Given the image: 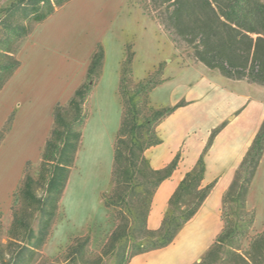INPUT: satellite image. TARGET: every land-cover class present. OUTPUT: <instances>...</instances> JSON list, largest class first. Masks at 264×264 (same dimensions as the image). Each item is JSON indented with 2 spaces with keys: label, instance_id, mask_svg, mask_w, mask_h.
<instances>
[{
  "label": "trees",
  "instance_id": "trees-1",
  "mask_svg": "<svg viewBox=\"0 0 264 264\" xmlns=\"http://www.w3.org/2000/svg\"><path fill=\"white\" fill-rule=\"evenodd\" d=\"M72 0H16L2 11L0 17V92L20 68L15 57L19 43L27 38L35 26L43 23L57 9ZM146 10L167 31L177 48L184 46L192 51L193 59L223 76L247 79L264 85V2L262 0H149ZM155 13V14H154ZM133 54L127 55L121 73L119 95L122 114L113 145L111 190L102 196L105 208L115 211L119 220L109 237L105 249L110 250L128 236L130 215H135V231L143 242L133 246L131 255L121 256L116 264H129L140 254L165 248L173 243L183 226L202 206L215 182L203 186L204 156L213 140L222 130L211 133L196 166L187 172L177 190L169 199L168 211L157 231L147 228V219L153 196L159 186L168 180L178 167L180 154L163 169H154L146 152L161 144L157 127L183 103L152 110L146 96L162 85L161 68L146 82L139 83L133 96H129L127 82L131 76ZM104 51L99 45L91 58L85 83L66 104H57L53 110V127L40 155L38 175L26 173L19 189V202L12 207L13 219L8 231L9 248L5 258L0 243V264H34L41 248L50 235L60 202L69 182L71 170L82 141V128L88 114L83 111L103 65ZM71 116V119H68ZM14 113L6 125H10ZM6 125L0 130V145L11 130ZM264 154V122L252 145L243 158L235 177L225 191L223 208L229 202L243 204L248 189ZM37 219L36 232L32 222ZM222 218V217H221ZM223 219V218H222ZM228 220L201 264H211L220 244L231 236ZM88 238L71 252L80 255ZM262 244L264 231L253 243ZM107 250V251H108ZM105 253H108V252Z\"/></svg>",
  "mask_w": 264,
  "mask_h": 264
},
{
  "label": "rangeland",
  "instance_id": "rangeland-1",
  "mask_svg": "<svg viewBox=\"0 0 264 264\" xmlns=\"http://www.w3.org/2000/svg\"><path fill=\"white\" fill-rule=\"evenodd\" d=\"M15 1L0 0V17L3 15L2 11ZM262 1L264 2V0ZM147 4H149V0H122L117 10L107 16L104 28L97 35L94 46L86 57L82 78L79 83L80 85L85 81L91 57L100 45L104 50V60L96 78L94 90L103 78L105 68L107 70V66L111 60V50L114 57L119 56V42H121V55L117 59L119 67H115L118 78L116 96L118 98V114L120 119L122 102L119 95V86L127 55L133 54L130 65L131 76L126 85L129 96H133V92L139 83L146 82L161 68L160 78L164 79L165 82L156 87V91L153 90L146 96L148 107L152 110L174 106L175 101L183 99L190 90L196 88L201 80V73L198 70L206 68V66L197 63L193 59L190 49L184 46L181 48L176 47L170 34L146 10ZM73 18L71 8L54 16L52 21L48 23L46 21L40 27L35 41L41 46L39 48L31 46L25 48L23 52L25 60L23 67L17 71L0 92V123L3 121L0 124V130L6 125L10 115L14 113L10 124L12 125V129L19 110L18 105H14L13 107L12 105L19 99L26 101L15 121L14 132L9 137L8 134L6 136L8 139L6 140L5 138L0 145L1 148L5 143L0 149V174L5 170L10 173L13 171L17 173V179L14 184L8 188L5 185L0 186V243L4 248L5 258H9L7 253L10 251L9 248L5 249V247L9 242L8 231L13 219L12 207L19 202V189L25 177L27 162H30L27 173L33 177H37L38 175L40 157L35 160L26 161L25 164L24 162L27 159H34L38 155L39 150L35 155H31L29 150L36 137L44 134L48 118L44 115L46 106L59 95L57 94V90H60L61 87V90L63 89L66 82L64 77L75 71L78 61L87 52V45H84L78 50L75 49L76 52H74L73 56L70 55V59L63 53L64 51L68 52L69 48H71L72 36L70 35V27L72 26ZM36 29L34 27L33 32ZM107 35L109 38H107ZM30 37L28 36L19 43L15 54L16 58L22 59L21 52L23 46L28 42ZM106 42H109L111 45V50H109L110 48ZM44 48L54 49L55 52L50 53L45 51ZM106 49L108 50V59L105 53ZM112 63L110 62L109 64L110 70L114 68ZM19 71L22 72L17 76ZM238 81L249 82L247 79ZM28 97L29 99L26 100ZM107 100H109V89L106 87L103 92L98 94L96 102L97 106L99 107L100 105L105 113L108 111L106 108L108 106ZM67 103L68 100L60 102L61 105H66ZM95 110L97 111V109ZM83 111L88 114V117L90 116V97L83 105ZM235 115L240 118L242 115L241 111ZM41 117L43 118L42 123L34 137H22L25 131L37 126L38 119ZM99 118L100 113L98 110V114L96 113L92 125L99 121ZM238 118L232 115L227 122L234 121L236 123L238 122ZM68 119L70 120L71 116H68ZM10 125H6V128ZM119 125L113 135L112 146L116 139ZM221 126L213 128L210 133L218 130ZM204 129L201 127L197 132L190 134L187 141L183 144V149L185 150L188 144L194 141L193 138L205 136ZM157 132L158 136H160L159 128H157ZM210 133L206 143H208ZM93 137L91 135V137L87 138L86 151L83 153L80 159L82 161H80L77 168L81 174L75 175V180L77 179V181H82L85 177V161L87 158L89 159L90 153L94 149V143H97V140L95 141ZM206 143L205 145H207ZM151 153L152 150L148 151L146 156L150 164ZM111 170L112 163L106 180L104 173L101 180L95 184L96 187L93 186L91 189L87 201L82 203L81 206L79 204L78 207L76 205L74 207L72 205L74 203L73 199H71L72 203L68 201L66 205H63L62 201L60 202L58 214L50 235L36 257L34 264H116L119 257L131 255L133 246L143 242L141 235L135 231L136 220L135 215L132 214L129 219L130 228L128 236L115 244L110 250L105 249L111 233L119 222L115 211L105 208L102 201V196L111 190ZM182 171L183 169H181ZM181 172L176 174V178L180 176ZM213 182L216 184V181ZM98 185L102 187L98 189ZM97 189L98 191L96 192ZM221 217L223 218V226L225 220L229 221L232 233L228 239L219 245L220 250L211 264H264V247H262V244L253 248V243L257 241L258 236L264 231V154L248 189L245 202L243 204L229 202L225 208L222 205ZM34 219L32 226L36 232L38 221L36 218ZM87 238L89 242L84 247L82 254L75 255L71 252L73 246H80ZM106 251L108 253H105ZM176 256L177 254H172L171 259L176 258ZM137 257L139 256L133 257L129 264L134 259L131 264L165 263L159 259L147 261L143 258L136 259ZM204 257L205 255L200 260L195 261L194 264H201Z\"/></svg>",
  "mask_w": 264,
  "mask_h": 264
},
{
  "label": "crops",
  "instance_id": "crops-1",
  "mask_svg": "<svg viewBox=\"0 0 264 264\" xmlns=\"http://www.w3.org/2000/svg\"><path fill=\"white\" fill-rule=\"evenodd\" d=\"M121 1L122 0H72L57 9L56 12L43 23L35 26L37 29L29 35L31 37L23 46L21 52L22 59L20 60L17 58L21 62L20 68L23 67L25 62L23 57L25 48L28 46L39 48L41 46L35 41L36 34L40 27L46 21L47 23L52 21L54 16L59 13L72 8L74 18L72 26L70 27V35L72 36L71 48H69L68 52L64 51L63 53L70 59V55L73 56L74 52L84 45H87V52L78 61V66L75 71L64 77L66 82L62 90V87L60 90H57V94L59 95L47 104L44 115L48 118L44 134H40L36 137L29 150L31 155H35L39 150L38 155L34 159L25 160L24 164L26 161L35 160L40 157L53 127V110L55 106L60 104L61 101L68 100L69 102L74 96V93L85 83L86 78L85 81L79 85L86 57L91 52L97 35L104 28L107 16L113 14L117 10ZM108 35L107 38L110 36ZM120 44L121 42H119V56L121 55ZM107 45L110 48L109 50H111L112 47L109 42ZM44 50L50 53L55 52L54 49L44 48ZM105 53L108 59L107 49ZM119 56L114 57L111 50L110 62H113L112 65L114 68L112 70L109 69V62L107 70L105 68L103 78L90 95L91 113L83 128L81 148L78 151V153L81 151L84 153L86 151L87 138L91 137V135L94 136L93 138L95 141L97 140V143L93 145V151L98 145L104 142L108 154L107 167L104 172L105 180L109 175L111 163H113V135L121 120L118 114V98L116 96L118 78L115 69V67H119L117 64ZM198 71L201 73V80L196 88L190 90L183 99L175 101L174 106L180 103H183V106L179 107L173 114L161 121L157 127L160 130L159 138L161 144L150 149L152 150L150 158L151 166L154 169H163L173 161L178 153L180 154V160L172 176L159 186L153 196L147 219V228L150 231H157L160 229L164 216L169 208V199L177 190L185 174L196 166L200 155L206 147L205 143L209 133L213 128L224 125L213 140L212 146L206 152L203 159L205 166L203 186H207L213 181H216V184L197 213L179 231L172 244L162 249L137 255L139 257L136 259L143 258L147 261L159 259L163 260L165 262L164 264H194L195 261L200 260L207 253L224 227L221 218L224 193L231 185L236 171L241 165L243 158L247 154L256 134L259 132L264 122V85L230 79L223 76L219 71L211 70L207 67L199 69ZM21 72L22 71H19L17 76H19ZM106 87L109 89V100H107L108 106H106L108 111L105 113L100 105L99 107L97 106L96 102L98 94L103 92ZM27 99H29V97L26 98V100ZM25 102V100L19 99L12 105V107L18 105L19 110L15 117L13 127L8 133L9 135L7 134L8 137L15 130V121ZM95 109H97V111ZM98 110L100 113L99 121L92 125V121L95 119L96 113L98 114ZM239 111H241L242 114L240 118L235 115ZM232 115L238 118V122H227ZM42 120V117L38 119L37 126L31 127L30 130L25 131L22 137H34ZM201 127L205 128L204 132L206 135L201 138H193L194 141L190 142L184 150L183 144L187 141L189 135L197 132ZM76 161L77 156L75 166ZM181 169H183L182 172ZM179 172H181L180 176L176 178V174ZM172 254H177L176 258L171 259Z\"/></svg>",
  "mask_w": 264,
  "mask_h": 264
},
{
  "label": "bare ground",
  "instance_id": "bare-ground-1",
  "mask_svg": "<svg viewBox=\"0 0 264 264\" xmlns=\"http://www.w3.org/2000/svg\"><path fill=\"white\" fill-rule=\"evenodd\" d=\"M82 155H83V151L79 152L77 155L75 169L70 176L68 185L66 187L63 196V200H62L63 205H66L68 201L71 202V199H73V202L75 204L72 202L71 203L74 207L75 205L76 207H78L79 204L81 206L82 203L87 201V197L91 189L93 188V186H95V184H97L101 180L105 172V168L107 166L108 154H107V148L105 147V144L103 142L100 145H98L93 152L90 153L89 159L87 158V160L85 161L84 179L82 181L79 180L77 181V179L75 180V175L81 174V172L77 168L80 164V161H82L80 160ZM16 179H17L16 171L10 173L7 170H5L0 174V186L5 185V187L8 188L9 186L15 183Z\"/></svg>",
  "mask_w": 264,
  "mask_h": 264
}]
</instances>
